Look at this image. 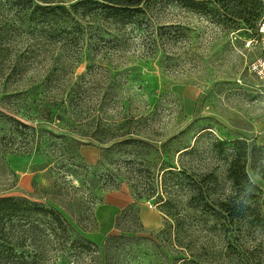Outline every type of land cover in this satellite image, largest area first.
I'll return each mask as SVG.
<instances>
[{"label": "rangeland", "instance_id": "1", "mask_svg": "<svg viewBox=\"0 0 264 264\" xmlns=\"http://www.w3.org/2000/svg\"><path fill=\"white\" fill-rule=\"evenodd\" d=\"M31 12L0 0V105L34 127L3 141L0 196L58 206L81 227L91 248L66 264H166L154 233L175 224L169 213L197 209L198 187L213 206L243 199L228 173L239 155L259 187L260 224L186 218L174 245L208 253L197 264H264V148L252 157L264 146V93L249 70L260 47L246 45L257 20L213 1L151 0L134 22L96 17L79 30L77 17ZM15 125L0 117V134Z\"/></svg>", "mask_w": 264, "mask_h": 264}, {"label": "trees", "instance_id": "2", "mask_svg": "<svg viewBox=\"0 0 264 264\" xmlns=\"http://www.w3.org/2000/svg\"><path fill=\"white\" fill-rule=\"evenodd\" d=\"M70 1L75 2L69 7L62 4L53 5L55 2L52 0H15V3L21 6V10L32 9L31 15L39 14V16L53 19L55 22L64 20L65 16L70 17L71 20H75L77 17L75 27L79 30L84 28V21L87 19L94 21L96 17L103 20L102 25L111 27L124 26L128 22H134L151 0ZM177 1L191 8L196 7L197 2L213 1L225 15L235 20H242L247 24H251L255 20L259 22L264 14L263 0ZM257 26L253 35L258 30ZM11 113L13 112L10 109L0 105V117L10 119L16 124L14 131L0 134V154L8 149L5 147L4 140L11 139L13 141V143H9L10 147L14 144L19 128L34 129L15 118ZM76 143L89 144L86 141H76ZM263 148L264 146L262 148L253 147L254 161L256 151H261ZM228 173L239 195L243 194L242 200H222L213 206L206 200L202 187H198L189 198L190 205L193 203L199 205L197 209L188 211L186 214L169 213L176 219L175 224L166 220L165 227L154 233L152 241L161 247L166 264H197L202 256L208 255L205 252L200 254L192 252L189 244L181 245L179 250L175 248L174 242L181 243L182 241L183 223L186 218L205 219L213 215L216 219H223L228 225L244 220H248L254 226L260 224V212L253 206L257 198L254 191L259 190V187L250 178L242 157L239 155L235 157ZM210 180L211 176H206L202 180V184L205 185ZM145 190L146 195L150 197L156 193L157 188L150 185ZM80 228L79 225L73 224L64 210L58 206H46L22 196H0V264H66L73 254L81 255L91 248L89 238L81 232ZM171 229H175V231H171ZM115 237H124V235ZM112 238H109L101 248L104 259H107Z\"/></svg>", "mask_w": 264, "mask_h": 264}, {"label": "built area", "instance_id": "3", "mask_svg": "<svg viewBox=\"0 0 264 264\" xmlns=\"http://www.w3.org/2000/svg\"><path fill=\"white\" fill-rule=\"evenodd\" d=\"M257 28L256 34L247 41L246 45L250 47L253 44H258L260 47V55L249 64V70L260 80L259 87L264 93V14L260 18Z\"/></svg>", "mask_w": 264, "mask_h": 264}, {"label": "crops", "instance_id": "4", "mask_svg": "<svg viewBox=\"0 0 264 264\" xmlns=\"http://www.w3.org/2000/svg\"><path fill=\"white\" fill-rule=\"evenodd\" d=\"M260 141H261L260 143L264 144V135H263V137L261 138Z\"/></svg>", "mask_w": 264, "mask_h": 264}]
</instances>
